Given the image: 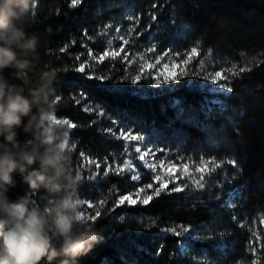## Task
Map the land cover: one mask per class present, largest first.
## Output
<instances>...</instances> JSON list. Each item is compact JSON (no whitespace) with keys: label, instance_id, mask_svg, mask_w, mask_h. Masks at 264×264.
Returning a JSON list of instances; mask_svg holds the SVG:
<instances>
[{"label":"trees","instance_id":"obj_1","mask_svg":"<svg viewBox=\"0 0 264 264\" xmlns=\"http://www.w3.org/2000/svg\"><path fill=\"white\" fill-rule=\"evenodd\" d=\"M34 5L14 23L37 38L32 63L55 73L81 211L99 212L101 241L76 264H264V0ZM14 71L3 75L22 84ZM15 180L12 200L29 191Z\"/></svg>","mask_w":264,"mask_h":264},{"label":"clouds","instance_id":"obj_2","mask_svg":"<svg viewBox=\"0 0 264 264\" xmlns=\"http://www.w3.org/2000/svg\"><path fill=\"white\" fill-rule=\"evenodd\" d=\"M34 0H0V264H76L101 241L94 222L84 218L77 196L81 174L74 171L64 124L57 123L52 83L55 73L37 69V38L14 21L33 16ZM14 69L22 84L10 83ZM29 138L21 141L19 132ZM36 164L37 167H33ZM19 175L28 192L15 200L7 193ZM43 189L42 204L31 193Z\"/></svg>","mask_w":264,"mask_h":264},{"label":"snow or ice","instance_id":"obj_3","mask_svg":"<svg viewBox=\"0 0 264 264\" xmlns=\"http://www.w3.org/2000/svg\"><path fill=\"white\" fill-rule=\"evenodd\" d=\"M71 2H72L73 5H75V4L77 3V0H71ZM78 71H79V72H84V67L81 66V67L78 69ZM217 75H219V73H217ZM173 78H175V75H174V74H173ZM134 82H135V81H134ZM222 86H224V85L222 84ZM228 90L230 91L231 89L228 88ZM58 99H59V98H58ZM56 122H57V123H62V124H64V125H68V124H69V122H68L67 120H63V119H59V118H57V121H56ZM69 126L74 127V125H69ZM122 138H125V139H131V140H140V139H142V137H140V136H138V135H132V134L123 135ZM136 151H137L138 153H140V152H141V149H140L139 147H137V148H136ZM152 155H153V151H152V150H148L147 152H144V153H142V154L139 156V160H140V161H144L147 157L152 156ZM121 171H122V170H121ZM167 171L171 174V173H172V167H169V168L167 169ZM199 171H203V169H199ZM133 179H139V177H138V176H134ZM155 179H156L157 181H159V180H160V176L157 175V176L155 177ZM146 187H147V188H152L153 185H152V184H148ZM167 187H168V184H167V183H161V184H159V188H160V189H166ZM139 191L143 192L144 189H140ZM174 191H180V189H179V188H176V189H174ZM157 194H159V192H157ZM151 199H152V197L149 196L147 199H143L142 203L146 205V204L149 203V200H151ZM125 201H127L128 203H131V204H136V203H137V200H136V199H133L131 195H125V196H122L121 199L118 201V203L123 204ZM88 206H89V207H92L91 205H88ZM98 216H99V212H96V213H95L94 215H92V216H86V215H84V218L87 219V220H95Z\"/></svg>","mask_w":264,"mask_h":264},{"label":"rangeland","instance_id":"obj_4","mask_svg":"<svg viewBox=\"0 0 264 264\" xmlns=\"http://www.w3.org/2000/svg\"><path fill=\"white\" fill-rule=\"evenodd\" d=\"M218 77H219V75L216 74V75H215V78H214V82H215V84H214L213 87H211V90L214 91V92H223V91H224V88L221 87V86L218 84V81H217ZM212 100L216 101L217 98H216V97H212ZM147 151H148V149H145V150L141 149L140 155H141L142 153H144V152H147ZM146 161L148 162V164H152V163H154V162H153V158H152V156L147 157L143 162H146ZM136 175H137V174H134V176H136Z\"/></svg>","mask_w":264,"mask_h":264}]
</instances>
